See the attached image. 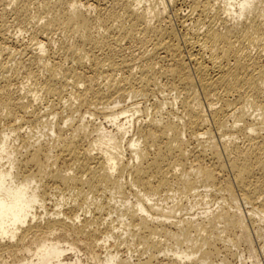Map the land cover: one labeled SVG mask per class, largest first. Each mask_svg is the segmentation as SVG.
Segmentation results:
<instances>
[{
	"label": "bare ground",
	"instance_id": "1",
	"mask_svg": "<svg viewBox=\"0 0 264 264\" xmlns=\"http://www.w3.org/2000/svg\"><path fill=\"white\" fill-rule=\"evenodd\" d=\"M25 123L47 141L9 150ZM237 200L264 223V0H0L1 264H208Z\"/></svg>",
	"mask_w": 264,
	"mask_h": 264
},
{
	"label": "rangeland",
	"instance_id": "2",
	"mask_svg": "<svg viewBox=\"0 0 264 264\" xmlns=\"http://www.w3.org/2000/svg\"><path fill=\"white\" fill-rule=\"evenodd\" d=\"M7 28H6V32L9 30V33H11V34H9L7 32L8 33L7 35L11 36L12 34L16 33L17 35H20V36H17V35L13 36L12 35V37H21L20 40H22V43L29 42L28 33H24V34H22L23 35L22 36L20 34V32L18 33L17 29L15 27H13L12 25L8 26ZM55 49H56V47H55ZM21 82L26 83V84H24L25 86L27 84H29L25 80H23V81L22 80H20V81L18 80V81L15 82L16 84L13 83L14 84L13 86L19 87L21 85ZM17 84H19V85H17ZM163 95L167 96L164 93V94H161V97H160V95L158 97L161 99L162 97H164ZM138 99H140V98H138ZM37 100L33 104L35 105L37 103L35 106H37V107L40 106V111H41V113H43L44 110H46V108L44 107V103H43L42 99L39 100V98H38ZM138 101L144 102L145 100H138ZM127 102L129 103V100H127ZM142 102L141 103L138 102L140 108H144V107L146 108L147 105L149 107V103L148 102H144V103H142ZM43 108H44V110H43ZM130 114L131 113H129V114L127 113V114L121 116L120 118L123 119L124 116L125 117L127 115L130 116ZM140 115H142V114L141 113H137L135 115V117H140ZM51 117L52 116H49V119L51 120V123H52L55 120L53 119V117L52 118ZM99 122L100 123L101 122L104 123V126L107 127V128L109 126H111L108 123L106 124L105 120H103V119H101V120L100 119H94V117H90L89 118L88 126L92 127V125H98ZM45 130L46 129H44L43 126H41L39 124H35V123H32V124L25 123V125L23 124V126L21 127V129L18 132H16V133L11 135V145H10L11 148L9 150H12L14 147H16L19 144V139L17 138V133H19V135H21L26 141H28L30 143L31 142H37L39 139H41L43 142H46L47 139H46V137L44 135ZM119 136H121V133H117V137H119ZM129 136H131V134H127L125 136V139L128 138ZM124 143H123V145H124ZM50 145L52 146V142H50ZM52 147H53V150H56L54 148V145ZM123 148L125 149V147H123ZM121 151H122L121 152V157L123 158V160H127L128 159L127 161H129L130 160L129 159L130 153L127 150H125V152H124L123 149ZM4 163H5V161L1 162V164H4ZM208 195L209 196L207 198L203 197V195L200 196V197H197L195 199L190 198L188 200V202L185 203L184 205L187 206V209H190V207L195 205L194 206L195 208H193V210L196 213H200L204 208H207L210 211H213V213H215V212L219 211L220 208L225 206L226 203H223L219 198L216 199L212 194H208ZM121 196H123V195L122 194H117L116 195V197H117L116 201H120V197ZM61 199H66V198H61V195H60L59 191L50 190V192L47 195V200H46V203L48 204L47 205V209H50V211L54 210L56 208L55 205L61 203V201H62ZM125 201L132 202V199L130 198V196H128V197L126 196V198L123 199V202H125ZM164 203H167L166 207H171L176 202H174L172 199H167V200L164 201ZM236 203H237V206L239 207V210L241 212V216H242V218L244 220V223L246 224V227H247V230H248V234H247L248 238H240L239 240H235V247L231 248V254L221 253L220 257H213V258H210V259L206 260V262L208 264H221V263L222 264H264V239L262 238L264 236V223L258 221V217H257V214L260 213V210L257 209V208H251L250 205L246 204L242 200H237ZM184 205H182V206H184ZM233 206H235V205H233ZM88 207H91V205L88 204V201L84 202V203H81V209L80 210L83 211V213H85V212L88 211V209H87ZM129 207H131V206L129 205ZM127 208H128V206H127ZM232 210L233 211H237L236 207H234V209H232ZM180 212H181V214H183L185 212V210H182ZM117 216H119V218L116 217L115 214H113L112 226H114L115 229H118L119 227H123L124 228L125 225L124 226H120V224L118 223V221L120 219L124 218V217H121L120 214H117ZM100 223H102V222H100ZM100 227H103V226L101 225ZM123 244H125V243H121V241L116 239L115 242H113V243L110 242V247H112V250H114L117 246H119V250H121L120 254H122L124 252V249H125V245H123ZM115 245H117V246L115 247ZM122 250H123V252H122ZM81 254H84V252H82ZM84 256H85V254L82 255V258H84ZM221 256H223V257H221ZM3 257H4L3 258L4 260H8L7 258H5V255H3ZM67 257L70 258L72 261L75 259V255L74 254H70ZM80 264H88V263H86L85 259H83V261Z\"/></svg>",
	"mask_w": 264,
	"mask_h": 264
}]
</instances>
